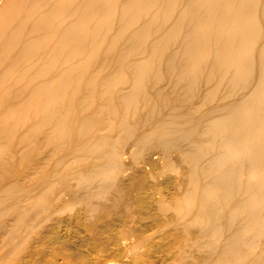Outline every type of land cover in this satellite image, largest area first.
I'll return each instance as SVG.
<instances>
[{
  "label": "bare ground",
  "instance_id": "6f19581e",
  "mask_svg": "<svg viewBox=\"0 0 264 264\" xmlns=\"http://www.w3.org/2000/svg\"><path fill=\"white\" fill-rule=\"evenodd\" d=\"M111 253L264 264V0H0V264Z\"/></svg>",
  "mask_w": 264,
  "mask_h": 264
},
{
  "label": "rangeland",
  "instance_id": "374dc122",
  "mask_svg": "<svg viewBox=\"0 0 264 264\" xmlns=\"http://www.w3.org/2000/svg\"><path fill=\"white\" fill-rule=\"evenodd\" d=\"M151 214V212H149ZM48 225V226H47ZM46 227L53 229L55 226L49 225L47 224ZM57 232V230H56ZM50 233V232H49ZM57 244L54 245H47L46 248L44 249L47 253L49 252L48 257H51V253H50V248L52 246L55 247V251L59 254H62L64 256H68L74 260H77L78 256L81 253L86 252V246H84L82 244V242H86L87 241V233L83 232L82 230H76L74 229L73 232H71V234L65 235L63 231L61 232H57ZM47 239V238H46ZM94 253L92 252L90 255L92 256ZM90 257V256H88ZM44 258V257H43ZM39 259V258H38ZM119 258L116 255H113L112 253L106 258V262L105 264H107V262H112L113 264H119L120 260H118ZM154 258L150 259L153 260ZM41 262L44 260H40ZM60 260H57L56 262H54L55 264H59ZM58 262V263H57ZM42 264H45L42 263Z\"/></svg>",
  "mask_w": 264,
  "mask_h": 264
}]
</instances>
